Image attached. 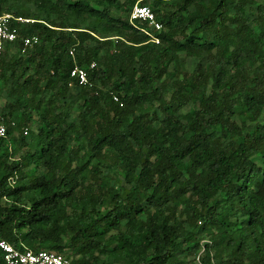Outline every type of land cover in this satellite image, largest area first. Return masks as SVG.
<instances>
[{"label":"trees","instance_id":"trees-1","mask_svg":"<svg viewBox=\"0 0 264 264\" xmlns=\"http://www.w3.org/2000/svg\"><path fill=\"white\" fill-rule=\"evenodd\" d=\"M135 3L0 0L33 20L0 50V240L73 264H264V0H143L160 29Z\"/></svg>","mask_w":264,"mask_h":264},{"label":"built area","instance_id":"built-area-1","mask_svg":"<svg viewBox=\"0 0 264 264\" xmlns=\"http://www.w3.org/2000/svg\"><path fill=\"white\" fill-rule=\"evenodd\" d=\"M142 1L136 0L131 11V20L146 21L156 29H160L162 24L157 20L155 12L149 5L141 4ZM13 21L28 22L33 20L21 16L16 17L10 12L0 13V50L6 42H14L19 38L18 28L12 24ZM21 39L24 47L38 41L36 35L22 36ZM153 40L159 41L155 36H153ZM94 65L95 63L92 64V67ZM71 77L77 79L80 84L89 83L87 70L78 65L71 70ZM7 133L8 126L5 117L0 113V136L4 137ZM0 249L3 251L6 264H73L71 259L63 253L46 249L34 251L29 248H20L5 239L0 240Z\"/></svg>","mask_w":264,"mask_h":264},{"label":"rangeland","instance_id":"rangeland-1","mask_svg":"<svg viewBox=\"0 0 264 264\" xmlns=\"http://www.w3.org/2000/svg\"><path fill=\"white\" fill-rule=\"evenodd\" d=\"M197 61L194 59H190L189 64L187 65V68H191L193 64H195Z\"/></svg>","mask_w":264,"mask_h":264}]
</instances>
